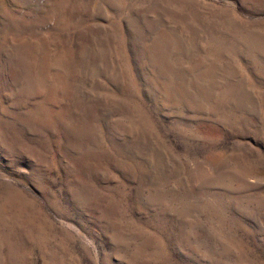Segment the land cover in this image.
<instances>
[{
	"label": "rangeland",
	"instance_id": "374dc122",
	"mask_svg": "<svg viewBox=\"0 0 264 264\" xmlns=\"http://www.w3.org/2000/svg\"><path fill=\"white\" fill-rule=\"evenodd\" d=\"M0 264H264V0H0Z\"/></svg>",
	"mask_w": 264,
	"mask_h": 264
}]
</instances>
